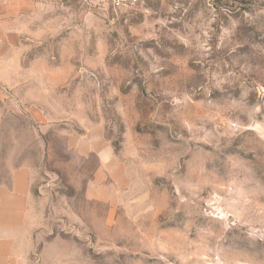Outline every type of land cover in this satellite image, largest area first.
I'll list each match as a JSON object with an SVG mask.
<instances>
[{
	"label": "rangeland",
	"instance_id": "obj_1",
	"mask_svg": "<svg viewBox=\"0 0 264 264\" xmlns=\"http://www.w3.org/2000/svg\"><path fill=\"white\" fill-rule=\"evenodd\" d=\"M22 40L0 72V184L31 175L10 264H264V0H48Z\"/></svg>",
	"mask_w": 264,
	"mask_h": 264
},
{
	"label": "crops",
	"instance_id": "obj_2",
	"mask_svg": "<svg viewBox=\"0 0 264 264\" xmlns=\"http://www.w3.org/2000/svg\"><path fill=\"white\" fill-rule=\"evenodd\" d=\"M43 1L48 0H0V72L20 70L24 29L31 17L41 11ZM1 80L0 86L13 85V80ZM69 146L70 152L83 157L93 152L97 154L89 136H69ZM30 188L31 175L26 167L14 170L9 183L0 184V264L11 263V235L25 226ZM87 192L93 199L94 191L89 189Z\"/></svg>",
	"mask_w": 264,
	"mask_h": 264
},
{
	"label": "built area",
	"instance_id": "obj_3",
	"mask_svg": "<svg viewBox=\"0 0 264 264\" xmlns=\"http://www.w3.org/2000/svg\"><path fill=\"white\" fill-rule=\"evenodd\" d=\"M114 9L134 8L144 0H103Z\"/></svg>",
	"mask_w": 264,
	"mask_h": 264
}]
</instances>
